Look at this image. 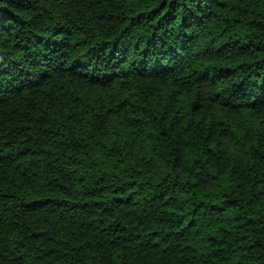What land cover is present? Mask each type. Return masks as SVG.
I'll return each instance as SVG.
<instances>
[{"label": "trees", "instance_id": "obj_1", "mask_svg": "<svg viewBox=\"0 0 264 264\" xmlns=\"http://www.w3.org/2000/svg\"><path fill=\"white\" fill-rule=\"evenodd\" d=\"M0 264H264V0H0Z\"/></svg>", "mask_w": 264, "mask_h": 264}]
</instances>
